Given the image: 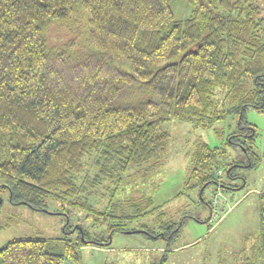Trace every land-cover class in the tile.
Listing matches in <instances>:
<instances>
[{
	"label": "trees",
	"instance_id": "1",
	"mask_svg": "<svg viewBox=\"0 0 264 264\" xmlns=\"http://www.w3.org/2000/svg\"><path fill=\"white\" fill-rule=\"evenodd\" d=\"M173 1L0 0V185L12 204L44 211L60 200L109 234L104 242L77 226L76 243L14 239L0 249V264H82L79 249L108 246L114 232L177 236L176 224L159 227L167 234L122 228L161 206L134 190L125 202L114 199L128 171L149 178L170 120L211 128L236 118L224 148L196 146L186 189L192 181L222 185L218 172L235 180L239 165H256L255 130L243 118L247 108L264 111V0H185L184 19ZM56 26L66 40L51 41ZM230 146L245 162L222 160ZM88 158L89 187L115 183L103 208L78 183ZM258 215L257 242L240 264H264V193Z\"/></svg>",
	"mask_w": 264,
	"mask_h": 264
},
{
	"label": "rangeland",
	"instance_id": "2",
	"mask_svg": "<svg viewBox=\"0 0 264 264\" xmlns=\"http://www.w3.org/2000/svg\"><path fill=\"white\" fill-rule=\"evenodd\" d=\"M172 7L176 19L191 14L185 0H174ZM58 29L60 26L50 32L54 43L57 38L64 41L69 36H62L66 33L62 30L57 37ZM217 98L222 101L224 96L218 94ZM243 119L255 130L256 165L252 168L239 165L235 168V175H238L235 180H228L218 172L222 185L209 183L203 188L192 181L189 189L185 182L196 146L207 144L210 148H224L228 134L235 128L236 118L228 117L211 128L177 120L166 122L162 130L168 133L170 140L149 178L138 177L136 169L128 171L114 199L125 202L134 190L151 197L154 206H161L150 216L124 222L122 228L137 231L141 228L142 231L146 226L167 234V228L161 230L159 227L176 224L181 225L177 236L151 238L138 232H114L108 246L81 247L82 264H240L246 255H251L259 233V197L264 193V111L247 108ZM221 158L226 163L246 160L243 150L236 146L228 147ZM94 173L92 159L88 158L78 183L85 185L90 194L96 193L89 201L95 208H103L109 201L108 190L115 183L105 181L92 189L88 183ZM77 226L89 238L105 242L109 237L104 224L94 223L86 212L73 209L66 202L49 200L46 210L35 211L23 204H12L7 189L0 185V249L23 237L66 239L76 243L81 236Z\"/></svg>",
	"mask_w": 264,
	"mask_h": 264
}]
</instances>
